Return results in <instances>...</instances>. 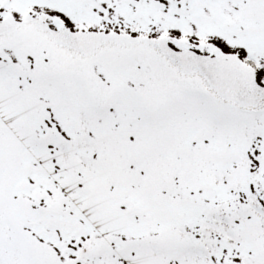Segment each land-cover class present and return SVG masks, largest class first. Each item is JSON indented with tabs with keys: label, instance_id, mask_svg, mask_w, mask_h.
Wrapping results in <instances>:
<instances>
[{
	"label": "snow or ice",
	"instance_id": "obj_1",
	"mask_svg": "<svg viewBox=\"0 0 264 264\" xmlns=\"http://www.w3.org/2000/svg\"><path fill=\"white\" fill-rule=\"evenodd\" d=\"M0 264H264V0H0Z\"/></svg>",
	"mask_w": 264,
	"mask_h": 264
}]
</instances>
